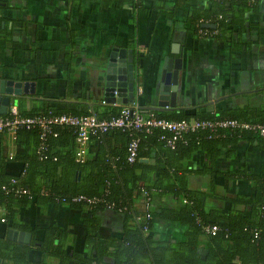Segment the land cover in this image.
<instances>
[{"label": "crops", "instance_id": "obj_1", "mask_svg": "<svg viewBox=\"0 0 264 264\" xmlns=\"http://www.w3.org/2000/svg\"><path fill=\"white\" fill-rule=\"evenodd\" d=\"M209 6L208 0H134L121 4L113 0H0V35L7 37L0 40V69L5 74L16 72V81L33 82L34 93L19 100H33L37 105L45 101L59 109L88 112L106 105L101 97L110 53L116 52L114 48L130 49L135 91L141 90L134 102L138 101L140 107L151 105L145 100L158 80L163 58L167 57L177 67L176 105L172 109L264 110V11L258 8L255 13L245 14V30L239 33L214 37L211 27L201 26L206 21L192 32L191 14L207 11ZM249 23L257 28H248ZM110 58L120 61L116 56ZM10 108L16 109L12 105ZM104 138H90L84 146L74 143L76 160L93 157L100 145L106 148ZM217 149L211 162L201 150L187 160L192 169L204 165L211 172L189 174L187 187L217 196L251 195V177L258 174L264 163L263 138H239L225 146L218 145ZM16 150L13 134L0 132V157L10 158ZM20 168L16 161L5 164L10 175H16ZM177 202L175 197L163 195L155 198L152 206L172 207ZM204 202L206 207L229 208L228 202L210 194ZM132 207L136 214H141L142 199H136ZM98 213L108 232L119 235L121 215L110 210ZM88 214V207L76 209L64 203L20 207L16 221L27 223L33 234L24 231L30 234L29 240L19 243L28 244L41 237L43 227L56 225L71 234L74 251L89 254L82 246V219ZM8 230L0 223V236L7 237ZM150 233L155 239L177 242L183 237V227L153 215ZM70 249L68 245L67 251ZM40 258L32 245L27 252L28 261ZM41 260L57 264L52 256H43Z\"/></svg>", "mask_w": 264, "mask_h": 264}, {"label": "trees", "instance_id": "obj_2", "mask_svg": "<svg viewBox=\"0 0 264 264\" xmlns=\"http://www.w3.org/2000/svg\"><path fill=\"white\" fill-rule=\"evenodd\" d=\"M113 1L121 4L134 0ZM208 1L207 11L191 14L190 26L194 33L204 21L214 25L213 29L210 28V32L215 31L214 37L230 35L233 31L239 33L245 30V14L255 13L258 8L264 11V0ZM248 28L257 26L249 23ZM6 38L0 35V40ZM39 103L18 100L16 115L53 118L60 115L78 117L91 112L98 119H108L117 117L120 110V107L105 105L80 112L52 107L45 101ZM136 103L142 115L165 120L231 118L264 123V110L261 108H233L217 112L197 109L145 111L138 101ZM3 116L11 117L9 112ZM41 134L37 125L29 128L16 126L13 133L16 152L7 159L0 157V223L5 231L17 229L33 234L27 223L16 221L18 208L48 203H64L76 209L88 207L89 214L82 219L85 226L82 246L89 254L82 255L73 250L74 239L69 232L56 225H47L41 229V237L28 244L0 236V264H45L41 260L43 256L56 258L57 264H264V163L258 174L251 177V195L217 196L187 187L189 174L204 171L211 174L210 168L204 165L197 170L188 166L187 160L196 150L205 152L211 162V158L217 155L218 145L225 146L239 138L264 140V137L236 129L221 130L215 135L197 130L182 132L170 146L167 140H171L172 133L165 129L126 131L114 128L92 137H105L106 148L100 145L93 157L79 161L72 150L75 139L73 126L50 124L48 131ZM133 138L137 140L135 156L128 162L126 148ZM9 161L20 163L21 168L16 175L6 173L5 164ZM209 194L228 202L229 208L206 207L204 200ZM77 195L95 197L96 201L90 204L70 202V198ZM163 195L175 197L178 202L172 207L154 209L152 201ZM136 199H142L148 207L149 217L143 222L135 221L138 214L132 204ZM237 206H242V209ZM103 210L121 215L119 235H111L100 222L97 214ZM153 215L161 221L182 226V239L177 242L155 239L150 233ZM144 226L145 231L142 229ZM212 226L215 227L212 233L206 230ZM32 245L41 256L34 262L27 259ZM68 245L71 247L69 251Z\"/></svg>", "mask_w": 264, "mask_h": 264}, {"label": "built area", "instance_id": "obj_3", "mask_svg": "<svg viewBox=\"0 0 264 264\" xmlns=\"http://www.w3.org/2000/svg\"><path fill=\"white\" fill-rule=\"evenodd\" d=\"M198 32H201V28ZM211 33H214V31ZM140 92V88H136L135 94L138 95ZM7 112L10 113L11 117H4V114L0 115V132L9 131L13 134L16 126L29 128L33 125H37L42 131V136L43 132L48 131L50 124L73 126L75 129L74 143L79 146H84L90 138L96 137L97 135L114 128L126 131L138 129L150 131L153 128L165 129L172 133L171 140H167V144L170 146L172 145L173 139L180 136L182 132L197 130H206L209 135H215L221 130L236 129L239 131L251 132L259 137H264V123H252L231 118L214 120H198L189 118L187 120L174 121L162 118L146 117L139 112L136 102L121 106L119 115L108 119H98L91 112L78 117L60 115L53 118L20 117L16 115V110L13 108H9ZM136 143L137 140L133 138L127 144L126 160L128 162H131L135 156ZM76 154L78 155L79 151ZM8 157H11V155ZM79 161H81V159ZM95 201V197L88 198L83 195H77L70 198V202H82L85 204H90ZM147 209L148 207L146 203H144V210L141 214L135 216V221L143 222L146 218H148L149 214ZM142 229L145 231V226L142 227ZM206 230L212 233L215 230V227L212 226L210 229Z\"/></svg>", "mask_w": 264, "mask_h": 264}, {"label": "water", "instance_id": "obj_4", "mask_svg": "<svg viewBox=\"0 0 264 264\" xmlns=\"http://www.w3.org/2000/svg\"><path fill=\"white\" fill-rule=\"evenodd\" d=\"M201 26L214 28L213 24L203 23ZM111 52L105 65V77L103 81V94L101 100L106 105L125 106L135 101V86L133 82L134 66L131 60L130 49H117ZM116 56L120 61H115ZM171 59L164 57L158 80L148 92L145 102L151 103L142 110H166L175 108L177 67L171 63ZM120 62V63H119ZM178 66V65H177ZM112 67V68H111ZM114 67V68H113ZM16 72L3 73L0 69V115L7 112L10 106H16L18 100L34 93V84L29 81L14 80ZM142 161H145L144 159ZM30 234L24 231L9 229L7 239L27 243Z\"/></svg>", "mask_w": 264, "mask_h": 264}]
</instances>
